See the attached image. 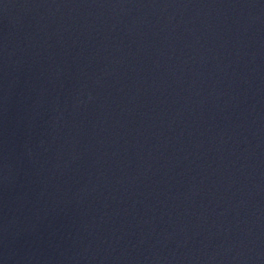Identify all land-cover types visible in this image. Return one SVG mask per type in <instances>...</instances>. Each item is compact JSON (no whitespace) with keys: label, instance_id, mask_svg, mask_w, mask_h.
I'll return each mask as SVG.
<instances>
[{"label":"water","instance_id":"1","mask_svg":"<svg viewBox=\"0 0 264 264\" xmlns=\"http://www.w3.org/2000/svg\"><path fill=\"white\" fill-rule=\"evenodd\" d=\"M0 264H264V0H0Z\"/></svg>","mask_w":264,"mask_h":264}]
</instances>
